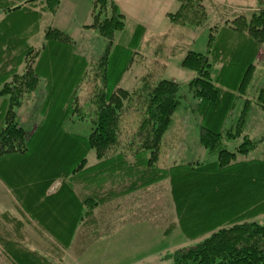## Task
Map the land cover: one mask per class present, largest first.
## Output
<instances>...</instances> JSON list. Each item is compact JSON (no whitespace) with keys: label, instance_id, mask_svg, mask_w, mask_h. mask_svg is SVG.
Wrapping results in <instances>:
<instances>
[{"label":"trees","instance_id":"obj_1","mask_svg":"<svg viewBox=\"0 0 264 264\" xmlns=\"http://www.w3.org/2000/svg\"><path fill=\"white\" fill-rule=\"evenodd\" d=\"M242 1L245 12L209 29L206 54L186 52L181 67L196 75L187 99L176 81H153L165 66L160 57L133 89L118 86L123 73H115L113 65L110 74L108 67L126 16L113 0H95L93 23L86 28L107 41L108 50L102 59L93 60L94 83L80 100L76 93L81 84H90L83 76L92 63L77 55L73 37L56 26L47 27L44 39L38 38L44 16L56 15L62 0H0V183L12 197L5 208L19 209L33 220L41 213L53 222L49 228H56L57 235H90L98 228V208L118 210L162 188L173 200L171 210L175 222L178 219L174 229L188 239L200 238L164 259L173 264H264V223L258 221L264 217V136L254 140L247 135L250 117L264 110V89L249 95L264 48V0ZM176 2L178 11L168 15L174 28L208 25L212 0ZM247 6L255 11H247ZM142 60L147 57L142 55ZM213 76L226 87L216 84ZM39 89L47 99L46 119L28 139L19 113ZM240 100L241 115L231 122ZM182 113L199 127L194 144L199 155L186 140L188 133L183 138L176 127ZM73 116L91 123L89 136L66 131L64 125L73 122ZM237 141L240 144L230 151L229 145ZM184 143L181 160L167 159ZM256 151L259 154L252 155ZM3 209L0 248L9 258L4 259L56 264L55 257L14 241L10 230L2 232L11 218ZM40 224L43 231L49 229ZM172 229L168 227L164 236ZM75 238L57 247H70Z\"/></svg>","mask_w":264,"mask_h":264},{"label":"rangeland","instance_id":"obj_2","mask_svg":"<svg viewBox=\"0 0 264 264\" xmlns=\"http://www.w3.org/2000/svg\"><path fill=\"white\" fill-rule=\"evenodd\" d=\"M113 1L126 16V28L123 32L116 34L108 67L110 74L113 65H115V73L118 71V74L123 73L122 81L118 86L128 90L133 89L147 74L146 72L150 71L149 68L155 66V60L160 57L162 65L165 64V66L158 70V73L155 72L157 78L154 80L152 77L153 81H176L181 86V95L186 98L189 96V83L196 76L181 67L186 52L192 50L196 53L206 54L209 29L232 21L233 19H230V17H233L234 13H242L246 9V2L242 0H212L213 9L209 6L210 20L207 26L199 29L190 27L174 28L168 19V15L178 11L179 5L176 0ZM94 2L95 0H62L56 15L46 14L44 16L38 35V38L42 40L44 39L45 29L56 26L59 30L73 37L77 44V55L85 57L89 64L92 63V68L87 70V75L85 74L86 77L83 76L85 80L90 78V84L88 86L81 84L76 93L80 100L87 96L94 83L93 60L102 59L108 50V42L100 38L95 31L86 28V26L93 23ZM250 9L247 6V11H255L254 8ZM219 15H221V18H219ZM226 17L229 19L224 20ZM140 27H142L143 32L138 36L137 32ZM175 40L177 42L173 43ZM133 43L135 44L132 45ZM142 55L147 57L146 62H143ZM257 60H259V64H257L253 83L250 85V98L255 96V92L259 89H264V48L260 50ZM83 78L82 81H85ZM213 80L218 84L216 76H213ZM44 85L45 79L41 82L40 88H44ZM218 85L226 87L221 82ZM74 101L73 98L71 103H74ZM46 102L47 99L39 89L19 113L21 124L28 139L46 119L44 110ZM2 104H4L3 99L0 100V110ZM243 107L244 100H240L231 122L238 120ZM73 109H75V106H73ZM76 115L77 112L74 113V116ZM74 116L72 117L73 122L65 123L64 128L66 131L77 136H89L92 132L91 123L89 121H78L77 118L73 119ZM176 125L181 130L179 134L183 138L188 133L189 137H186V140H188L191 147L193 146L192 151L199 155L200 148L198 145H194L197 142L199 127L192 118H188L183 113L181 121H178ZM247 135L254 140L264 136V110L259 109L250 117ZM240 142L230 144L229 150L233 151ZM185 143L172 151L171 158L168 157L167 159L171 161L173 159L181 160L185 154L183 149ZM260 150H264V145ZM258 152L256 151L252 155L259 154ZM202 156L204 160L205 155ZM89 158H91V155ZM168 192L165 191L163 194V189L158 188L153 192L144 194L141 200L132 204L125 203L114 211H110L107 207L98 208L96 213L99 217L97 231L90 235H86L88 232L86 234L79 232L75 238L76 241L72 242L71 248L57 247L58 242H55V238L48 234L46 236L42 235L35 229H33V232L36 231V233L29 238H14H18L19 243L22 242L25 246H32L37 251L55 257L53 260L56 264H173L171 260L164 259L167 254L189 247L199 242L200 238L188 239L179 229H174V225L178 224V219L175 222V214L171 210L173 200ZM7 193L8 190L0 183V208L11 206L12 197ZM114 206L115 204L111 207ZM258 221L264 223V217ZM82 226L84 225L82 224ZM168 227H173L171 234L164 236V231ZM78 238H82L80 239L82 242H79ZM26 240L28 244L25 243ZM81 249L82 253L80 254L78 251ZM4 257L8 258L6 253H3ZM0 258H2L1 253ZM61 258H64V263ZM3 260H0V264H4ZM9 261L15 264L11 260Z\"/></svg>","mask_w":264,"mask_h":264},{"label":"crops","instance_id":"obj_3","mask_svg":"<svg viewBox=\"0 0 264 264\" xmlns=\"http://www.w3.org/2000/svg\"><path fill=\"white\" fill-rule=\"evenodd\" d=\"M53 191H51V192H53ZM9 193L10 192L8 190L7 195H10ZM3 211L4 212L8 211V213H6V214H10L11 218L8 221H6L8 226H6V224H4L1 227L2 232L7 233L10 230L13 237L29 238L36 233V231L33 232V229L37 230L42 235L46 236V234H48L52 238H55L56 243L57 242L58 243H66L69 241V239H71V237L74 239L77 236L76 233L70 232V231L62 232L61 233L62 235L60 233L58 235L55 234L54 231H57L56 228H55V230L52 228H49V227H53V225L49 226V224L51 225V224H53V222L50 219L44 218L41 213L36 212L37 213L35 215L36 220H33L31 215H29V214L23 215V213L21 211H19V209L18 210H16V209L10 210V209L4 208ZM40 222H44L46 227H48L49 229H46L43 231L44 227H43V225L40 224ZM67 222H69V221H67ZM0 233H1V231H0ZM14 239H15L14 241H20L18 238H14ZM27 240L25 241V243L28 244ZM0 253H1V257H2V258H0V260L4 259L3 258L4 251L2 248H0ZM3 263L4 264H11L10 262H7L5 259L3 260Z\"/></svg>","mask_w":264,"mask_h":264}]
</instances>
